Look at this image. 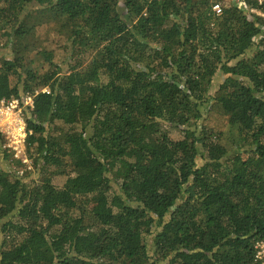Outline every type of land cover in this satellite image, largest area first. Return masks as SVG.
Returning <instances> with one entry per match:
<instances>
[{
	"label": "trees",
	"instance_id": "trees-1",
	"mask_svg": "<svg viewBox=\"0 0 264 264\" xmlns=\"http://www.w3.org/2000/svg\"><path fill=\"white\" fill-rule=\"evenodd\" d=\"M218 3L0 0V264H261L264 2Z\"/></svg>",
	"mask_w": 264,
	"mask_h": 264
},
{
	"label": "built area",
	"instance_id": "built-area-1",
	"mask_svg": "<svg viewBox=\"0 0 264 264\" xmlns=\"http://www.w3.org/2000/svg\"><path fill=\"white\" fill-rule=\"evenodd\" d=\"M261 5L264 0H255ZM213 12L216 15L221 14V7L216 4L212 7ZM32 97L27 96L24 98L23 105L20 106L19 101H1L0 102V133L5 140L4 148L16 158L20 159L23 155V147L26 144V138L28 132L26 129L25 122L22 117V107H32ZM25 159V158H24ZM23 162L25 160L22 159ZM256 249V260L264 264V242L257 243Z\"/></svg>",
	"mask_w": 264,
	"mask_h": 264
},
{
	"label": "rangeland",
	"instance_id": "rangeland-1",
	"mask_svg": "<svg viewBox=\"0 0 264 264\" xmlns=\"http://www.w3.org/2000/svg\"><path fill=\"white\" fill-rule=\"evenodd\" d=\"M220 1H221V3H218V5L221 7V5L223 6V5L230 4V2H232L233 0H220ZM50 26L45 25V26L40 27V29H38V31H37V33L35 35H36V38H38L40 40V43L42 45L46 44L47 46H45V47L52 49V48H54L56 46V44L59 43V40H61L62 38L60 39L59 35L53 29H51L52 26L51 27ZM59 53L60 52L57 53V58H56L57 60H58V57L60 58V56H59L60 54ZM223 78H224L223 76L218 75L215 78V81H214V84H213L214 87H216L222 81ZM168 131H170V137L172 139H177V138H180V136H181L180 133L177 130H168ZM12 154H14V153L12 152ZM12 158L16 159L13 155H12ZM22 159L25 160V162H23ZM19 160L22 161V164L25 166V170L32 171L33 163L28 158V154H27V151H26V144L23 147V155L21 156V158Z\"/></svg>",
	"mask_w": 264,
	"mask_h": 264
}]
</instances>
